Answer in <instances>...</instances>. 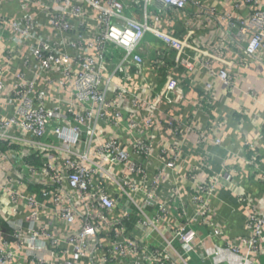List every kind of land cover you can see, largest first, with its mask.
I'll use <instances>...</instances> for the list:
<instances>
[{
    "label": "built area",
    "instance_id": "built-area-1",
    "mask_svg": "<svg viewBox=\"0 0 264 264\" xmlns=\"http://www.w3.org/2000/svg\"><path fill=\"white\" fill-rule=\"evenodd\" d=\"M260 67L264 0H0V264H194L201 227L261 264L264 209L241 199L246 234L226 238L230 175L188 153L226 122L170 112L199 71L195 118Z\"/></svg>",
    "mask_w": 264,
    "mask_h": 264
},
{
    "label": "crops",
    "instance_id": "crops-1",
    "mask_svg": "<svg viewBox=\"0 0 264 264\" xmlns=\"http://www.w3.org/2000/svg\"><path fill=\"white\" fill-rule=\"evenodd\" d=\"M236 73L239 77V88L225 92L217 85L219 88L216 93L217 99L207 115L197 113L196 118L194 115L196 101L202 95L201 86L206 79L201 71L198 72L194 81L191 80L188 83V86L184 83L185 90L182 91L184 100L180 108L175 106L170 111L171 115L194 117L196 126L203 129H208L216 120L226 122L224 129L219 133L222 138L221 145L209 142L196 148L199 151L190 150L188 153L196 159L192 163L200 161L201 157H207L210 163L209 174L216 177L225 171V174L230 175L226 178L229 181L225 178L220 181V187L212 199L216 219L222 223L226 238L229 240L241 239L246 234L247 207L241 199L250 197L254 203L260 204V207L264 209V143L261 142V147L255 151H248L246 146L248 137L253 136L254 132L264 133V67L256 68L255 73H249L250 75L240 69ZM141 82L143 81L137 79L136 85H140ZM249 87H254L258 91L259 103H255L247 95ZM184 155L186 156L185 152ZM3 171L5 172L6 169H0V175ZM182 180L188 191V184L192 185V181L188 183L185 179ZM199 233L205 241L206 257L200 260L192 254L194 264H231L232 262L239 264L241 262L239 256L224 247L223 239H208L209 233L202 227ZM261 264H264V259Z\"/></svg>",
    "mask_w": 264,
    "mask_h": 264
},
{
    "label": "rangeland",
    "instance_id": "rangeland-1",
    "mask_svg": "<svg viewBox=\"0 0 264 264\" xmlns=\"http://www.w3.org/2000/svg\"><path fill=\"white\" fill-rule=\"evenodd\" d=\"M156 44L153 41H149V47L150 48H155Z\"/></svg>",
    "mask_w": 264,
    "mask_h": 264
}]
</instances>
